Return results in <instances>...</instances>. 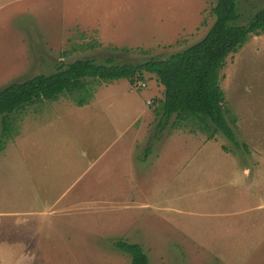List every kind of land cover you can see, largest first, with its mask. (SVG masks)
I'll return each instance as SVG.
<instances>
[{"label":"rangeland","instance_id":"rangeland-1","mask_svg":"<svg viewBox=\"0 0 264 264\" xmlns=\"http://www.w3.org/2000/svg\"><path fill=\"white\" fill-rule=\"evenodd\" d=\"M175 1L187 20L147 0L125 9L126 39L150 42L143 51L93 48L90 28L73 27L70 43L59 24L44 31L24 12L0 13V90L60 60L137 62L194 44L217 0ZM239 5L247 18L264 0ZM173 15L182 25L163 40ZM221 63L215 80L240 147L200 115L174 114L159 129L164 87L150 74L135 87L89 78L83 104L84 91L33 99L7 115L8 132L0 115V264H131L120 239L140 243L151 264H264V32Z\"/></svg>","mask_w":264,"mask_h":264},{"label":"trees","instance_id":"trees-1","mask_svg":"<svg viewBox=\"0 0 264 264\" xmlns=\"http://www.w3.org/2000/svg\"><path fill=\"white\" fill-rule=\"evenodd\" d=\"M211 12L215 19L205 36L165 58L152 56L137 62H119L120 56L110 55L103 62L95 57L60 60L54 72L10 83L0 90L4 131H10L7 115L33 99L56 100L61 93L84 91L87 95L76 99L83 104L88 96L89 78L105 81L127 79L135 87L150 74L156 76L164 87V97L154 99V104L157 103L155 110L162 115L159 129H165L174 114L200 115L213 127L208 129L240 147L241 142L227 116L215 77L221 62L237 52L250 35L264 32V6L245 18L240 11L239 0H217ZM115 246L130 255L131 264H151L140 243L120 239Z\"/></svg>","mask_w":264,"mask_h":264},{"label":"crops","instance_id":"crops-1","mask_svg":"<svg viewBox=\"0 0 264 264\" xmlns=\"http://www.w3.org/2000/svg\"><path fill=\"white\" fill-rule=\"evenodd\" d=\"M141 1L142 0H0V13L2 17H4L5 15L13 16L20 12H24L33 17L37 23L44 25V31L50 30L46 28L45 25L59 24V33H62L64 41L67 40L70 43V36L68 38L65 33L71 34V29H73V27L76 33H80L79 31L84 28H90L91 31H97V39L94 37L93 42L90 44L93 48L110 46V44L114 43L124 45L128 43L127 45L131 46L130 48H132V50L143 51L142 48L151 43L127 41L126 37L129 33L127 29L128 24L126 23H129V20L127 19V13L124 12L126 8L142 7ZM148 2L151 3L153 7H155V5L171 7L178 3V1L175 0H147V3ZM176 10L178 14L181 13L177 6ZM173 16L174 18H178L177 15ZM180 17L187 20L182 13ZM0 19V21H4V19ZM179 19L180 18H178L176 22H172L173 35L169 38H163V40H171L177 35L179 31L177 29L182 25L177 23ZM181 21L182 19L180 22ZM164 23L169 24V21H164ZM162 31H167V28L162 29ZM133 33L135 34V32ZM78 39L80 40V38ZM153 42L157 41L154 40Z\"/></svg>","mask_w":264,"mask_h":264}]
</instances>
